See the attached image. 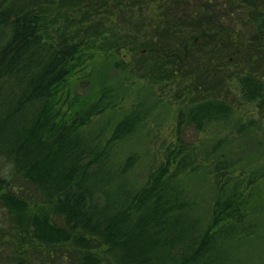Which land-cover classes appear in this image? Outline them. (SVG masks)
<instances>
[{
  "label": "trees",
  "instance_id": "1",
  "mask_svg": "<svg viewBox=\"0 0 264 264\" xmlns=\"http://www.w3.org/2000/svg\"><path fill=\"white\" fill-rule=\"evenodd\" d=\"M192 1L166 0L163 19L141 43L137 36L117 38L102 21L93 23V13L112 10L125 22L117 30H125L132 25L131 15H125L138 0L125 6L121 0H0V264L260 260L246 251L248 263L234 250L240 247L241 254L264 239V218L258 220L264 206L254 199L262 168L242 179L217 180L205 222L181 188L182 175L202 170L196 152L180 145L169 150L148 183L136 188L126 179L130 161L112 166L109 149L80 133L93 117L114 107L110 86L88 99L72 100L65 91L74 69L91 59L93 41L107 33L112 38L103 40L105 47L112 44L107 49L139 55L137 76L152 84H183L182 101L192 104L179 128L185 123L203 131L210 123L230 122L232 106L219 92L231 62L245 65L232 74L241 98L264 105V0H225L230 10L224 11L218 0ZM122 64L123 71L130 66ZM210 77L220 78V84ZM187 80H196L194 93L206 96L185 100L191 94ZM151 111L146 103L133 107L109 141L133 137ZM234 126L249 134L254 124ZM210 166L216 178L219 169L233 164L224 156Z\"/></svg>",
  "mask_w": 264,
  "mask_h": 264
},
{
  "label": "rangeland",
  "instance_id": "2",
  "mask_svg": "<svg viewBox=\"0 0 264 264\" xmlns=\"http://www.w3.org/2000/svg\"><path fill=\"white\" fill-rule=\"evenodd\" d=\"M132 4L128 20L132 25L126 26L125 30L119 31L125 23L116 11H101L93 13L95 19L93 23L102 21L105 27L112 29L117 38L124 40V36L133 39L137 36L138 41L148 39L149 33L156 29L158 23L163 19V5L166 0H151ZM206 2L207 0H201ZM221 11L230 10L229 5L224 3L225 0H218ZM122 6L131 4L132 0H121ZM192 4L193 1L189 0ZM113 3V1H111ZM225 4V5H224ZM91 7V6H90ZM124 8V7H123ZM122 8V9H123ZM203 7L198 11H203ZM92 29L94 25L91 23ZM77 29V26H76ZM138 32H136L137 30ZM136 30V31H135ZM81 35V30H78ZM112 39L110 34H104L97 38L90 49L91 59L86 61L82 66L74 69L75 74L67 79L65 91L69 90L70 99H88L99 97L101 90L105 86H110L111 95L114 97V107L108 108L103 113L92 118L89 124L82 127L80 133L90 140L97 141L109 149L111 156L108 163L114 167L123 166L124 162L132 163L131 169L126 174V179L136 188L144 187L148 183V178L164 163L168 151H175L177 147L184 149L190 154L197 153L196 163L202 164V170L194 174L182 175L181 188L184 191V200H189L196 207L194 214L202 215L205 222L210 220L212 196L216 190L217 180L224 181L228 176L243 178L250 175L257 169L262 168L264 173V105L246 103L241 98L238 85L232 74L242 72L244 64L234 62L227 68L223 78L224 87L219 92L221 99H226L232 106L233 115L230 122H216L207 125L203 131H197L191 124H183L179 128V122L184 118L187 121L188 108L192 102H183L181 96L184 86L178 87L175 83L165 81V84H152L150 81L137 76L141 73L137 68L138 62H135L128 49L120 50L118 54L114 50L107 49L112 46H103L107 40ZM118 40V44L121 42ZM141 39V40H140ZM103 43V44H102ZM98 46V48H97ZM131 48V45L123 47ZM107 49V51H104ZM134 58V59H133ZM152 62V61H151ZM130 66L123 71V64ZM227 75H230L227 78ZM195 78V77H191ZM213 83L220 84V78L210 77ZM196 80H187V91L190 95L185 96V100L191 97L196 99L206 96L200 92L196 95ZM184 84V85H185ZM190 87V88H189ZM181 94V95H180ZM180 95V98L177 96ZM210 95V94H209ZM213 95V94H211ZM140 103H146V107L152 109V113L142 123L138 132L133 137H127L120 141L110 142L109 138L113 132L118 120L124 114L128 113L133 107ZM66 107L63 108L65 110ZM254 124L253 131L249 134L238 133L235 130V124ZM216 151L212 159L205 161L208 153ZM227 157L233 166L230 168L219 169V177H214L209 169L211 164L220 158ZM234 170V171H233ZM212 171V170H210ZM233 171V172H232ZM232 172V173H231ZM223 175V176H221ZM256 201H260L264 206V178H262L255 189ZM209 210V211H208ZM264 218L260 213L258 220ZM261 224L262 221H260ZM240 247L235 248L234 255H243L247 258L246 251L252 254H259L260 260L254 264H264V239L256 241L253 246L243 248V253H238ZM245 251V253H244ZM241 257V256H240ZM247 260V259H246ZM248 263L249 260H247Z\"/></svg>",
  "mask_w": 264,
  "mask_h": 264
}]
</instances>
